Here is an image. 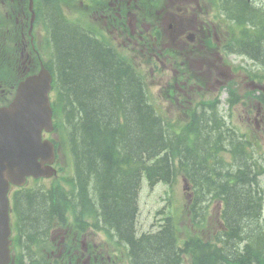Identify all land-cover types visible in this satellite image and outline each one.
<instances>
[{"label":"trees","instance_id":"16d2710c","mask_svg":"<svg viewBox=\"0 0 264 264\" xmlns=\"http://www.w3.org/2000/svg\"><path fill=\"white\" fill-rule=\"evenodd\" d=\"M69 1L39 0L37 13L49 31L52 106L74 161L76 193L66 195L58 187L18 192L15 209L25 241L61 223L72 205L77 219L91 214L96 223L99 217L104 227L115 231L126 246L129 264H181L182 251L200 258L197 264H264L259 250L249 247L252 242L264 251L256 229L264 222L259 186L263 166L254 146L213 112L193 113L187 130L168 131L147 99L140 73L114 48L66 17L62 6ZM224 1L227 14L243 26L238 28L244 37L239 45L246 43L248 52L264 61V7H253L247 0ZM247 21L251 27H245ZM177 173L187 175L197 193L216 192L225 201L229 232L219 236L222 248L202 253L189 238L181 249L171 215L154 232L136 237L142 180L149 185L168 182ZM90 197L96 208L86 210Z\"/></svg>","mask_w":264,"mask_h":264},{"label":"rangeland","instance_id":"374dc122","mask_svg":"<svg viewBox=\"0 0 264 264\" xmlns=\"http://www.w3.org/2000/svg\"><path fill=\"white\" fill-rule=\"evenodd\" d=\"M187 4H192L195 3L194 0H185ZM251 3H255V7L257 6H262L264 7V0H249ZM202 3L207 4V0H202ZM175 4L180 5V0H176ZM230 5L233 7L235 6V3L230 2ZM175 7V5H174ZM78 8V9H77ZM208 9L205 11L200 12L199 15H201V18L205 20H210L214 15L220 14L219 11L215 7L208 6ZM77 9V10H76ZM81 7H76L74 9H69L67 8L68 11H66L67 15L72 18L73 20H77L80 23H83L85 25H91L97 33L102 36V38L112 40L116 49L124 53L127 56H130V59L134 64L135 67L139 68V71L141 72L140 75L142 76V79L144 81V84H146V89L148 92L147 99H149V102L153 104L155 107V112H157L165 121L166 125H169V122H178L179 117H180V111H179V106L174 105L171 106L164 96V87L162 86V81L159 76H153L150 77L151 72L148 70L146 66H139V63H142V59L139 60V58L134 59V56H132L134 53H136L137 48L132 45V44H126V42H123V30L122 28L118 27H112L108 25L106 22L105 17H102L101 14L97 13H92L91 11H80ZM37 43L39 45V51L43 57H45V40L47 38L45 30L41 27L38 26L37 31ZM125 49L123 50V48ZM125 57V56H124ZM239 59L233 60L234 64H237L236 61ZM220 79L221 76H218ZM224 79V78H223ZM208 84H212L211 81ZM218 85V84H217ZM219 87L216 85L214 86L213 89L208 87V91L202 90L201 92V97L200 100H209L213 97V93L215 94ZM244 91V86L241 85L240 87V93ZM240 103L233 107V112L231 114V123L232 126L234 127L233 130L235 132H241L242 134L245 135H250L251 130L253 129L254 126V120H253V115H255L254 109H250L249 105L243 104L244 99H240ZM221 113L225 114V106L221 104ZM261 116H263L260 113ZM259 129L261 130V133L257 131L255 134L258 137L259 136V142L262 143L261 147V153L264 157V133H263V127L260 126ZM236 136H240L239 134H235ZM251 137V136H250ZM52 139L55 140L56 142L59 143L58 149H57V160H56V165L58 167L57 174L47 178L43 179L42 181H39L37 184H43L46 187H49L50 185L54 183H58L61 186L64 187V189H70L71 186L69 184V180L72 176L73 169H72V162H71V157L68 152L66 143L64 141V135L63 132L60 130L58 133L57 131H54L52 133ZM262 163L264 166V158H262ZM262 180V185L264 187V173L261 177ZM31 186L34 185V183H30ZM182 188H183V182L181 180V175H178L175 180H173L170 184L166 182H157L152 185L146 184L145 180H142V188L140 190V193L138 195V201H137V218L136 222L134 223V228L137 227L138 233H143L145 230H152L155 229V225L157 222L162 219L165 214L170 213L173 211L175 212L174 209V200L176 204H181L183 201V193H182ZM167 194H171L172 197L167 196ZM162 213H159V212ZM212 211H209V214H207V222L209 224H213V228L215 230L218 229V224L215 222V216L213 215L214 213H211ZM164 213V214H163ZM190 222L188 220H184L183 217L178 218V222H176L177 226L179 224L180 227L183 225H186V231L180 233L178 231V236L180 239L186 238L189 235L190 231ZM179 228V227H178ZM202 228H200L201 230ZM259 235H261L263 240H264V222L261 221L256 228ZM58 231H55L52 233V241L51 243L58 241L57 247L61 248L62 243L64 242V239H60L61 235L67 234L68 237H71L74 233L73 229L65 230L63 228H57ZM188 233V235H186ZM193 235V234H192ZM210 234L209 232L205 235L206 237H209ZM67 237V238H68ZM87 240L89 243L94 242L90 248V251L87 249L85 251V255L87 256L94 254L96 248L98 247V254L100 255L101 253H108L113 251V247L111 244V237L106 235L105 231H99L96 234L89 232L87 234ZM46 246H49V244H46ZM249 247L255 252V250L258 252L259 255H261V258H264V251L260 250L261 248L257 247L254 245L252 242L249 243ZM121 249H124V246L121 245ZM47 250V248H46ZM78 258H81L80 256H76ZM83 258V257H82ZM125 258V257H123ZM121 259H116V263H112L113 260L110 258H106L104 264H125V261ZM26 264H31L30 261H27ZM184 264H188L187 260H184Z\"/></svg>","mask_w":264,"mask_h":264},{"label":"water","instance_id":"95a60500","mask_svg":"<svg viewBox=\"0 0 264 264\" xmlns=\"http://www.w3.org/2000/svg\"><path fill=\"white\" fill-rule=\"evenodd\" d=\"M50 82V72L41 65L36 74L18 84L9 105L0 107V264L9 261V184L20 185L29 175L52 174L42 162L53 161V144L48 139L41 140L42 129H52Z\"/></svg>","mask_w":264,"mask_h":264},{"label":"flooded vegetation","instance_id":"af4514ba","mask_svg":"<svg viewBox=\"0 0 264 264\" xmlns=\"http://www.w3.org/2000/svg\"><path fill=\"white\" fill-rule=\"evenodd\" d=\"M183 1L187 2L185 0ZM184 6L185 5L179 6L177 8H173L172 11L175 12V11L181 10ZM167 7H169V5H167ZM188 7H190L192 10H195V8L199 7V4H197L195 8L192 5H187L186 7L183 8L184 12L188 11ZM0 13H1L0 23L6 24L8 22V18L10 19L11 17L9 16V5L6 0H0ZM170 13H171L170 11L164 12L162 20H164ZM22 17H23V14L15 16V19L16 20L21 19ZM105 17L108 18V16H105ZM118 18L121 19L120 16ZM112 20L116 21V19L114 18ZM169 27H171V24H169ZM0 29H3V31H5L7 27L5 25L0 24ZM212 29L213 30L210 31L208 24L202 18H200L197 14L190 16L189 19L186 18L184 20L176 22L173 28V36H172L174 40L172 43L173 47L170 48L169 51L165 53L166 60L163 62V66L167 69H172L173 63L170 61L172 59V55L177 54L178 49L181 50L182 48H189L191 51L195 50V52H198V53L202 52L203 49H205L207 54L214 55L216 60L219 59L217 47H214L213 45L208 44V39L210 38V36H213L217 42L216 44L218 45L222 43L221 41L223 40V37L218 36V34L224 36V32L222 31L220 32L218 30V26H215V25H212ZM187 39H189V41ZM152 47H154V43H152ZM23 56H24V59L20 60L19 65L14 67V72L13 71L11 72V70H9L7 73L3 75L2 78H0V105H5L8 103L7 99L11 97L12 95L11 93L13 92V90L10 89V87L12 86V84L15 83L17 79L21 78L22 75L25 73L27 53H24V55L21 54L20 58ZM191 66L192 68H194L195 75L199 79L202 80L204 76V71H205L206 72L205 76H207L209 79H212L213 77H215L214 80L215 81L218 80L215 74L217 75V73H219V70L221 68H219L220 66L215 61H213L211 64H207L206 68H204L203 60L201 61V58L196 56L195 63H191ZM95 201L96 200L94 197H90V202L87 204L89 206H85L84 208H86L87 210H92L96 208V206H91L95 203ZM217 206L219 209L220 208L219 203H217ZM220 226L222 227V224H220ZM139 235L140 234L136 232V237H138ZM117 243L118 245H122L120 241H118ZM73 244L74 245L80 244L81 247H86V242L83 239L77 238L76 235H75ZM64 249L65 248L59 250L57 255L52 253L53 258H57V256L60 258H70L69 254L67 255L63 254ZM67 253H69V250H67ZM87 258H89V255H87Z\"/></svg>","mask_w":264,"mask_h":264},{"label":"bare ground","instance_id":"6f19581e","mask_svg":"<svg viewBox=\"0 0 264 264\" xmlns=\"http://www.w3.org/2000/svg\"><path fill=\"white\" fill-rule=\"evenodd\" d=\"M249 26H250V23H249ZM251 27V26H250ZM181 145V144H180ZM93 180V179H92ZM159 182H163V181H159ZM86 209V208H85ZM87 210V209H86ZM225 224L227 225L226 221H225ZM141 234V233H139ZM146 242V241H145ZM171 251V250H170ZM170 256V255H169Z\"/></svg>","mask_w":264,"mask_h":264}]
</instances>
